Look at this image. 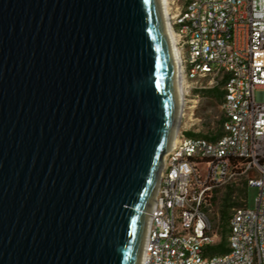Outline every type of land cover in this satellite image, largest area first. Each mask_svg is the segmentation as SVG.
I'll return each mask as SVG.
<instances>
[{
    "label": "water",
    "instance_id": "1",
    "mask_svg": "<svg viewBox=\"0 0 264 264\" xmlns=\"http://www.w3.org/2000/svg\"><path fill=\"white\" fill-rule=\"evenodd\" d=\"M175 73L162 0H0V264H139Z\"/></svg>",
    "mask_w": 264,
    "mask_h": 264
},
{
    "label": "built area",
    "instance_id": "2",
    "mask_svg": "<svg viewBox=\"0 0 264 264\" xmlns=\"http://www.w3.org/2000/svg\"><path fill=\"white\" fill-rule=\"evenodd\" d=\"M182 114L222 92L221 136L198 137L178 119L145 232L143 264H264V0H165ZM174 62V63H175ZM195 137H185V134ZM258 195L233 209L224 255L204 257L218 234L215 192L237 179Z\"/></svg>",
    "mask_w": 264,
    "mask_h": 264
},
{
    "label": "rangeland",
    "instance_id": "3",
    "mask_svg": "<svg viewBox=\"0 0 264 264\" xmlns=\"http://www.w3.org/2000/svg\"><path fill=\"white\" fill-rule=\"evenodd\" d=\"M184 0H180V4ZM185 116L182 119V122L185 121V128L197 135H210L216 132L218 122L221 118L220 103L215 101L213 98L205 96L200 101L199 105L194 111H187ZM185 137H195L194 135L185 134ZM244 180L237 179L231 184L221 187L216 191L214 204L211 206L210 211L208 212V217L212 223V227L215 232L219 233L221 228V219L220 212L222 210V203L225 194L229 191H233V196L228 203L237 204L242 207V199L238 196V192L244 188ZM258 195V190L256 188L247 187L244 193V201L247 210H253L255 207L256 198ZM237 209V208H235ZM233 209L228 210V213L231 214ZM219 239V238H218ZM218 242V240H216Z\"/></svg>",
    "mask_w": 264,
    "mask_h": 264
},
{
    "label": "trees",
    "instance_id": "4",
    "mask_svg": "<svg viewBox=\"0 0 264 264\" xmlns=\"http://www.w3.org/2000/svg\"><path fill=\"white\" fill-rule=\"evenodd\" d=\"M207 97L213 98L215 101L221 104L222 102V92H220L219 89H213L207 92ZM190 134V133H189ZM192 135V134H190ZM198 137L204 138L208 141H214L215 139L219 138L221 136V120L218 122V126L216 129V132L214 134L210 135H197ZM244 188L241 189L238 193V196L240 199L244 200V193L247 188L246 182H243ZM215 195L214 194L213 200H212V205L214 204L215 201ZM233 196V191L229 190L223 199L222 203V210L220 212V219H221V228L218 234V242L215 244L208 246L204 249L203 256L204 257H213V256H220L224 255L228 252L227 250V237H228V230H227V225H228V220L230 218V214L228 213V210L230 209H235L239 208L237 204H231L228 203L231 197ZM241 208V207H240Z\"/></svg>",
    "mask_w": 264,
    "mask_h": 264
},
{
    "label": "bare ground",
    "instance_id": "5",
    "mask_svg": "<svg viewBox=\"0 0 264 264\" xmlns=\"http://www.w3.org/2000/svg\"><path fill=\"white\" fill-rule=\"evenodd\" d=\"M162 6H163V14H164V25H165V29H166V33H167V36H168L170 45L172 47L173 46L172 44H173L174 40H173L172 32L170 30V25H169V23L167 21V20H169V17H168L167 3H166L165 0H162ZM175 60H176V57L174 58V62H175ZM175 64H176V62H175ZM175 74H176L175 77H176L177 88H179L180 82H179V80L177 78V71H176ZM179 102L182 104V106H181V110H182L181 113L183 114L185 112V110H187V109L184 108L185 107L184 106L185 99H183L181 97L179 99ZM178 119H180V120L183 119L182 115H181V117L179 116ZM176 141H177V139L175 138V134H174V137L172 139V146L176 143ZM147 223H148V216H147V219H146V225H147ZM139 264H143V251H141V255H140V259H139Z\"/></svg>",
    "mask_w": 264,
    "mask_h": 264
}]
</instances>
